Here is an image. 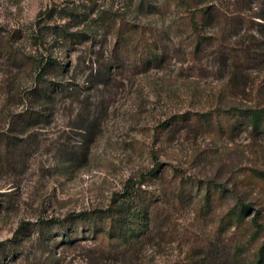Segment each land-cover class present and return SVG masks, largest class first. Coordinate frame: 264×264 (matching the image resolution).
<instances>
[{"label":"rangeland","instance_id":"1","mask_svg":"<svg viewBox=\"0 0 264 264\" xmlns=\"http://www.w3.org/2000/svg\"><path fill=\"white\" fill-rule=\"evenodd\" d=\"M186 5L210 10L200 54ZM121 27L143 29L161 64L128 68ZM113 57L106 80L97 71ZM250 109H264V0H0V264H248L262 241L251 217L264 224V135L243 120L231 133L177 121ZM127 191L152 210L148 238L99 253L76 215ZM239 201L252 205L242 223Z\"/></svg>","mask_w":264,"mask_h":264},{"label":"trees","instance_id":"2","mask_svg":"<svg viewBox=\"0 0 264 264\" xmlns=\"http://www.w3.org/2000/svg\"><path fill=\"white\" fill-rule=\"evenodd\" d=\"M184 16L181 19V25L186 27L193 38V48L195 53L200 54L211 38L202 34V24L209 17L210 10L207 7L199 9L184 7ZM117 48L120 51V60L134 72H140L154 65H160L163 61L162 55L157 51L156 45L150 41L143 29L118 28L117 30ZM235 55L237 53H234ZM118 58H111L107 63L100 66L97 74L104 79H109L111 74L115 73L121 67L117 63ZM123 64V63H122ZM197 121L178 120L177 125L199 126L200 122L208 123L210 126L217 125L222 133L233 132L240 121L243 120L247 126L251 127L257 133L264 135V109L245 110L243 114L224 115L217 123L212 122L208 115H199ZM214 124V125H213ZM217 129V127L215 126ZM215 202V201H214ZM210 194L207 195V204H214ZM238 211L235 212V218L238 223L244 222L252 211V205L238 202ZM144 201L140 196L132 191L120 194L113 200V203L101 214H79L76 220L86 228L96 242H98L97 251L104 254H113L118 250L131 251L138 247L148 238L150 231L147 217L151 216L152 210H143ZM229 218L223 219V224L228 223ZM251 224L256 234L262 238V241L254 253L252 260L248 264H264V224L257 214L251 217ZM22 231H19L21 234ZM78 231L68 236L66 244H72L77 240ZM185 242H191L199 249L207 251L210 255H215L213 245L208 240H199L198 237L190 231L181 234Z\"/></svg>","mask_w":264,"mask_h":264}]
</instances>
